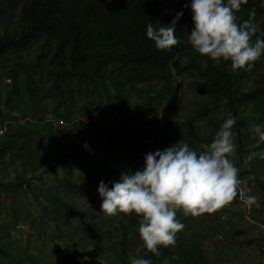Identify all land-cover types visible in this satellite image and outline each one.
<instances>
[{
  "label": "trees",
  "instance_id": "16d2710c",
  "mask_svg": "<svg viewBox=\"0 0 264 264\" xmlns=\"http://www.w3.org/2000/svg\"><path fill=\"white\" fill-rule=\"evenodd\" d=\"M186 3L190 0H0V162L9 156L23 169L14 181L0 185L35 199L41 209L39 232L49 225L81 255L90 253L100 263L129 264V257L143 254L139 218L80 209L75 197L97 194L101 181L111 188L122 172L142 170L147 153L179 140L201 151L229 113L237 119L233 131L239 174H254L264 192L256 172L242 167L246 143L258 142L251 127L264 126V55L251 70L238 71L231 69L230 61L215 63L199 55L186 42L193 27ZM253 8L255 23L264 32L262 0L242 5L235 13L237 22L247 20ZM180 12L175 23L180 43L158 51L146 36L147 24L170 26ZM5 74L12 80L8 90ZM182 76L192 78L193 88L202 94L203 120L170 124L156 139L157 146L148 143L150 135L140 128L139 117L158 125L160 110L174 93L175 78ZM250 76L254 82L249 86ZM64 120L68 147L61 168L70 173L54 177L56 198L37 172L51 151H60L57 142ZM262 148L264 143L252 150ZM76 157L82 177H74L66 162ZM56 166L51 169L55 175ZM178 217L185 227L175 244L161 247L159 258L151 253L146 258L152 264L164 258L169 264H206L199 251H184L190 224L183 214ZM131 240L139 241L140 249L129 254Z\"/></svg>",
  "mask_w": 264,
  "mask_h": 264
},
{
  "label": "clouds",
  "instance_id": "9594fccd",
  "mask_svg": "<svg viewBox=\"0 0 264 264\" xmlns=\"http://www.w3.org/2000/svg\"><path fill=\"white\" fill-rule=\"evenodd\" d=\"M247 3L248 0H190L184 6L190 9L193 27L186 42L196 53L215 63L230 61L233 71L251 70L264 55V32L255 23L254 8L247 20L237 22L235 13ZM182 14L177 13L167 27L157 29L151 22L147 24L146 36L158 51L170 50L180 43L175 36V23ZM236 122V117L229 113L206 149L199 153L179 140L163 150L147 153L142 170L122 172L111 188L100 182L97 191L102 198V214H134L139 218L143 254L129 257V264H152L146 258L149 253L159 258L161 247L175 244L177 234L185 227L177 218L178 212L185 217L214 214L236 199L242 184L255 181L254 174L244 181L239 178L233 131ZM251 132L258 138L254 147L260 148L264 143V126L253 125ZM254 159L264 161V148L247 154L242 167L251 172L250 162ZM240 198L249 211L261 207L256 195ZM161 264H169L168 258Z\"/></svg>",
  "mask_w": 264,
  "mask_h": 264
},
{
  "label": "rangeland",
  "instance_id": "374dc122",
  "mask_svg": "<svg viewBox=\"0 0 264 264\" xmlns=\"http://www.w3.org/2000/svg\"><path fill=\"white\" fill-rule=\"evenodd\" d=\"M262 2L264 3V0ZM262 19L264 21V15ZM253 79V76L247 78L249 86L253 84ZM11 82L12 80L5 74L6 90ZM200 104H202V94L193 88V79L188 76L176 77L174 93L160 110L159 124L155 125L151 120L139 117L140 128L148 131L150 135L148 143L157 146L156 139L163 136L170 124L184 123L192 118L200 120L202 114ZM66 121L61 124V134L57 142L60 151L50 152L49 149L48 159L42 163L37 172V176L47 181L52 192L55 190L54 177L70 173L67 169L61 168L62 162L65 161L62 155L66 153L68 147ZM208 133L213 134L216 131L212 133L209 129ZM244 141L246 142L245 139ZM206 147L207 145L203 144L200 147L201 151ZM253 147L254 144L246 143V155L253 151ZM236 156L239 157L237 154ZM68 161L73 176L82 177L83 170L77 157L67 159L66 162ZM238 162L237 159V167L241 169ZM54 165H57L56 175L51 171ZM250 167L251 171L254 170L264 182V161L254 159L250 162ZM22 170L18 163L14 164L8 156L4 164L1 165L0 162V181H14L15 176ZM239 178L244 181L247 176L239 174ZM82 183L85 185L87 181L83 179ZM26 185L27 182L23 184ZM19 191L0 185V264H24L25 261L33 259L37 264H105L93 259L90 253L81 255L75 245H68L66 242L69 240L66 237L59 238L49 225L45 226L43 233L39 232L41 209L34 198L25 197ZM247 194L259 197L261 204L259 209L254 207L249 211L244 206L240 197ZM53 196L59 197L55 191ZM66 200L70 201V198ZM74 201L78 208H90L94 213L102 215L100 210L102 198L99 193L88 192L87 196L75 197ZM178 214L182 213L178 212ZM186 222L190 225L184 235V251L190 255L199 251L206 264H264V192L257 182L247 181L246 184H242L236 199L222 210L199 217L189 216ZM139 249L140 242L131 240V245L128 247L129 254ZM26 264L29 262L27 261Z\"/></svg>",
  "mask_w": 264,
  "mask_h": 264
},
{
  "label": "bare ground",
  "instance_id": "6f19581e",
  "mask_svg": "<svg viewBox=\"0 0 264 264\" xmlns=\"http://www.w3.org/2000/svg\"><path fill=\"white\" fill-rule=\"evenodd\" d=\"M1 133H2V130H1Z\"/></svg>",
  "mask_w": 264,
  "mask_h": 264
}]
</instances>
